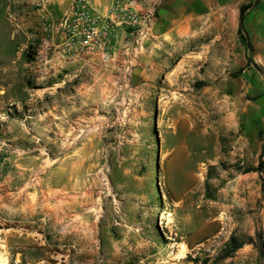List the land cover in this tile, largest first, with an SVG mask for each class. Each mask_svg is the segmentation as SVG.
<instances>
[{
	"label": "rangeland",
	"instance_id": "obj_1",
	"mask_svg": "<svg viewBox=\"0 0 264 264\" xmlns=\"http://www.w3.org/2000/svg\"><path fill=\"white\" fill-rule=\"evenodd\" d=\"M225 2L171 75L97 111L113 135L82 162L31 130L54 97L31 70L41 7L0 0V264H264V0Z\"/></svg>",
	"mask_w": 264,
	"mask_h": 264
},
{
	"label": "crops",
	"instance_id": "obj_2",
	"mask_svg": "<svg viewBox=\"0 0 264 264\" xmlns=\"http://www.w3.org/2000/svg\"><path fill=\"white\" fill-rule=\"evenodd\" d=\"M26 1L29 4L26 9L37 7L36 0ZM41 1L37 12L41 15L45 37L31 70L40 75L43 93L54 97L39 115L41 122L32 118L31 130L36 131L41 125L54 131L56 126L65 141L59 148L62 156L82 158V162H93V155L98 153L93 149V142L113 135L112 131L102 128L104 122L103 116L97 115L99 109L113 106L115 96L128 94L134 85L143 91L150 90L155 79L171 75L176 69L179 52L185 54L191 40L209 33L211 27L217 30L225 27V0H163L136 59H132L131 36L124 28L110 29V46L106 50L94 44L84 45L78 38L79 6H84L90 17L98 18L102 25L109 17L114 0H83L78 5L75 0ZM127 63L131 64L129 79L124 75ZM71 80H75L72 85Z\"/></svg>",
	"mask_w": 264,
	"mask_h": 264
},
{
	"label": "built area",
	"instance_id": "obj_3",
	"mask_svg": "<svg viewBox=\"0 0 264 264\" xmlns=\"http://www.w3.org/2000/svg\"><path fill=\"white\" fill-rule=\"evenodd\" d=\"M76 4L83 3V0H75ZM114 0L110 10L109 17L99 24L98 18H91L84 6H79V13L77 17V24L81 25L78 38L81 39L84 45L93 44L106 50L110 46L111 31L113 27H120L127 30L132 37L131 50L132 59H136L138 50L142 46V40L150 32L152 22L155 17L156 10L163 0ZM36 6L41 7L42 1L36 0ZM115 25V26H114ZM74 26H71L73 29ZM107 60V57L104 58ZM125 69V76L129 75V66Z\"/></svg>",
	"mask_w": 264,
	"mask_h": 264
},
{
	"label": "trees",
	"instance_id": "obj_4",
	"mask_svg": "<svg viewBox=\"0 0 264 264\" xmlns=\"http://www.w3.org/2000/svg\"><path fill=\"white\" fill-rule=\"evenodd\" d=\"M245 9H246V6H242L240 9V13H239V26H240L239 29H241V30H242V21L244 19ZM244 39L246 40V38H244ZM247 45H248V48L250 49V44L247 43ZM36 55H37V52L35 51V48L32 45H29L24 50V52L22 54L23 59L26 63H32L35 60ZM250 63L253 64L255 66V68H257V66L253 62H250ZM27 85H29V87H31L30 86L31 84L27 83ZM262 168L264 170V165L262 164V162H259V168L257 171H260V169H262ZM260 173H262V172H260ZM206 185H207L206 187H208V184H206ZM206 197L208 199H212V196L209 195L208 192L206 194ZM241 247H242V245L240 243H238L234 237H231L230 242L221 250L219 259H227V258L231 257ZM260 253H261V251H260Z\"/></svg>",
	"mask_w": 264,
	"mask_h": 264
}]
</instances>
